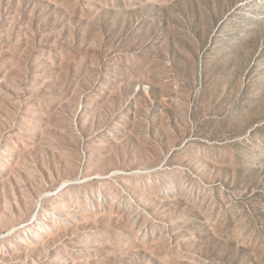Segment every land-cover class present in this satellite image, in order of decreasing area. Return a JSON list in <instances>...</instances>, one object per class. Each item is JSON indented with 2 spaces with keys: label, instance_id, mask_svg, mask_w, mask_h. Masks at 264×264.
Segmentation results:
<instances>
[{
  "label": "rangeland",
  "instance_id": "374dc122",
  "mask_svg": "<svg viewBox=\"0 0 264 264\" xmlns=\"http://www.w3.org/2000/svg\"><path fill=\"white\" fill-rule=\"evenodd\" d=\"M0 264H264V0H0Z\"/></svg>",
  "mask_w": 264,
  "mask_h": 264
}]
</instances>
